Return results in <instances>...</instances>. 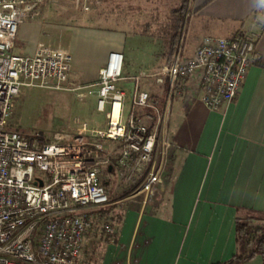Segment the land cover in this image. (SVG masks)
<instances>
[{"label":"built area","instance_id":"2783aa9c","mask_svg":"<svg viewBox=\"0 0 264 264\" xmlns=\"http://www.w3.org/2000/svg\"><path fill=\"white\" fill-rule=\"evenodd\" d=\"M45 1L0 0V264H80L83 238L93 221L88 210L111 205L101 175L113 161L103 141L121 145L116 169L128 181L141 178L135 193L143 196L144 206L149 204L169 172L172 145L163 133L172 101L201 96L207 109L217 111L238 97L258 62L260 32L205 37L191 57L178 48L158 73L130 78L129 97L119 86L126 80L124 55L111 52L96 85L97 110L109 107L105 129L83 123L76 135L56 133L49 143L28 140L8 131L21 87L66 89L73 61L69 48L50 39L40 41L31 56L14 54L19 25ZM150 77L168 84L163 105L144 88ZM70 90L84 99L88 87ZM104 228L114 242L113 228Z\"/></svg>","mask_w":264,"mask_h":264},{"label":"crops","instance_id":"0c3cea01","mask_svg":"<svg viewBox=\"0 0 264 264\" xmlns=\"http://www.w3.org/2000/svg\"><path fill=\"white\" fill-rule=\"evenodd\" d=\"M263 1L188 0L185 3L184 12L187 19L191 14L195 28L194 40L202 41L205 37L234 39L240 34L260 32L261 36L256 41L258 62L250 68L238 97L217 111L207 109L201 102V96L172 101L169 121L163 133L164 140L172 145L170 167L154 200L144 206L143 196L135 193L141 178L135 177L121 189L117 187L111 194L107 193L110 206L88 211L93 221L83 240L100 243V246L103 240L110 243L103 249L99 248V264L225 262L238 250L236 222L264 215ZM32 27L36 32L32 53L40 41L47 39L69 48L73 57L69 83L74 87H88L84 99L95 96L98 101L96 85L100 71L111 52L124 55L123 44L116 39L108 47L100 44L99 60L95 62L91 51L74 56L68 40L58 39L35 22ZM78 30L85 32L87 29ZM193 54L190 52L185 57ZM159 56L163 61L157 62L154 68L145 65L132 75L123 71L126 80L119 86L129 97L133 88L129 79L143 73H158L167 64L169 51ZM143 84L152 100L163 105L168 84L158 85L153 77L145 79ZM151 84L159 89H149ZM77 129L75 126L72 132L66 133L76 135ZM112 143L110 146L105 144L113 161L106 171L110 175L117 170L122 150L121 145ZM105 225L113 228L114 242L105 232ZM91 251L89 248L88 260H80L79 256L80 264H93ZM245 264H263V259L256 256Z\"/></svg>","mask_w":264,"mask_h":264},{"label":"rangeland","instance_id":"374dc122","mask_svg":"<svg viewBox=\"0 0 264 264\" xmlns=\"http://www.w3.org/2000/svg\"><path fill=\"white\" fill-rule=\"evenodd\" d=\"M182 1L46 0L32 17L24 19L19 25L14 53L21 56L33 54L36 32L32 26L35 22L43 26L44 31L50 30L58 39L68 40L74 56L91 51L95 62L99 60L100 44L108 47L114 39L120 41L125 56L124 74L132 75L140 72L145 65L154 68L157 62L163 61L159 55L169 51L171 35L176 27L179 29L177 49L181 48L183 57L196 51L201 41L194 40L195 28L191 14L187 19L185 12L181 15L182 20L179 19V13L172 14L173 10L179 9ZM84 27L87 29L85 32L78 30ZM73 87L72 83L62 90L21 87L16 107L8 121V131L18 132L28 140L49 143L56 133H70L72 128L83 123L105 129L109 107H106L105 112L98 111L95 96L77 99L70 90ZM149 89L159 88L151 84ZM128 111L129 105L126 116ZM105 144L110 146L113 143L105 141ZM101 181L108 194L117 187L121 189L128 182L118 170L111 175L105 171ZM101 244L87 243L84 239L80 260H88L89 248H92L93 264H99V248L103 249L110 243L103 240Z\"/></svg>","mask_w":264,"mask_h":264},{"label":"trees","instance_id":"16d2710c","mask_svg":"<svg viewBox=\"0 0 264 264\" xmlns=\"http://www.w3.org/2000/svg\"><path fill=\"white\" fill-rule=\"evenodd\" d=\"M182 2L179 9L173 10L172 14L179 13L180 16L185 14L184 10L187 0H183ZM180 16L179 19L182 20V16ZM178 30L176 27L174 33L171 35L167 63L172 62L177 51L179 42ZM236 243L238 250L235 255L231 259L217 264H245L256 256H261L264 264V215L239 219L236 222Z\"/></svg>","mask_w":264,"mask_h":264}]
</instances>
